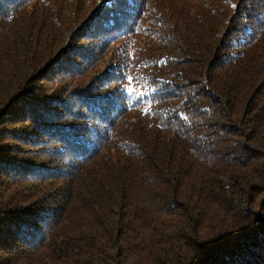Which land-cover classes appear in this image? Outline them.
Returning <instances> with one entry per match:
<instances>
[{
	"label": "trees",
	"instance_id": "1",
	"mask_svg": "<svg viewBox=\"0 0 264 264\" xmlns=\"http://www.w3.org/2000/svg\"><path fill=\"white\" fill-rule=\"evenodd\" d=\"M0 264H264V0H0Z\"/></svg>",
	"mask_w": 264,
	"mask_h": 264
},
{
	"label": "rangeland",
	"instance_id": "2",
	"mask_svg": "<svg viewBox=\"0 0 264 264\" xmlns=\"http://www.w3.org/2000/svg\"><path fill=\"white\" fill-rule=\"evenodd\" d=\"M77 28H81V26H77ZM76 29L73 27V31H75ZM71 44H72V50L69 51L68 54H66L63 58L67 59L68 61L70 62H73L75 64H79V65H82V63L84 62V59L79 57V55H82L83 52H82V49L85 48L86 46L88 45H93L95 44L94 41L95 39L94 38H89L86 34H84L81 29H80V34L79 33H74L71 37ZM84 46V47H83ZM76 50V51H75ZM78 51V53H77ZM64 61V60H63ZM62 61V62H63ZM61 62V63H62ZM70 64V63H69ZM64 67L63 70H65L66 67H68L67 65H64L62 64ZM72 67V66H71ZM82 75V76H81ZM76 74V76L73 78V79H76L78 80V83L75 84V81L71 82V86L68 85V83L71 81L69 80L67 82V84L65 85L66 88H71L72 86H75L77 87L81 82V85H84V86H87L90 82V80H92L93 78V71L92 72H89V73H82V74ZM72 79V80H73ZM102 81V78L98 81L99 83ZM97 82V81H96ZM74 87V88H75ZM73 90V89H72ZM96 90H99L100 92H102V89H96ZM55 106V105H54ZM50 107L52 108L53 106L50 105ZM5 126H8L7 124L4 123ZM71 153V152H70Z\"/></svg>",
	"mask_w": 264,
	"mask_h": 264
},
{
	"label": "snow or ice",
	"instance_id": "3",
	"mask_svg": "<svg viewBox=\"0 0 264 264\" xmlns=\"http://www.w3.org/2000/svg\"><path fill=\"white\" fill-rule=\"evenodd\" d=\"M102 2H107V0H102Z\"/></svg>",
	"mask_w": 264,
	"mask_h": 264
}]
</instances>
